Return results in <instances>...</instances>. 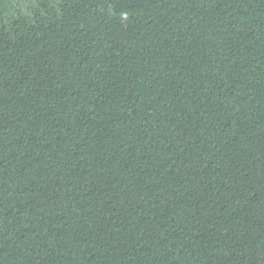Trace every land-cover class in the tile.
Here are the masks:
<instances>
[{"label": "trees", "instance_id": "1", "mask_svg": "<svg viewBox=\"0 0 264 264\" xmlns=\"http://www.w3.org/2000/svg\"><path fill=\"white\" fill-rule=\"evenodd\" d=\"M0 264H264V0H0Z\"/></svg>", "mask_w": 264, "mask_h": 264}]
</instances>
